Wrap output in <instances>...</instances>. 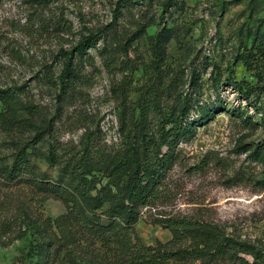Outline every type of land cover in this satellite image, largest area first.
Listing matches in <instances>:
<instances>
[{
	"label": "rangeland",
	"instance_id": "rangeland-1",
	"mask_svg": "<svg viewBox=\"0 0 264 264\" xmlns=\"http://www.w3.org/2000/svg\"><path fill=\"white\" fill-rule=\"evenodd\" d=\"M163 1L0 0V89L21 88L22 100L46 113L63 147L93 132L118 150L141 98L159 106L151 112L154 123L188 102L195 132L179 145L181 161L136 232L147 246L165 244L171 233L154 219L193 216L254 247V255H245L250 262H264V164L250 156L264 151V0H176L165 12ZM90 37L96 46L75 53L63 85L67 53ZM207 111L214 117L201 122ZM20 138L0 130L2 158L14 159L12 143ZM37 147L46 152L48 143ZM31 160L59 177V165L36 154ZM41 199L22 182L0 181L1 219L17 223L0 239V264H35L34 237L22 238L20 220L65 213L61 201ZM65 254L54 251L51 264H63Z\"/></svg>",
	"mask_w": 264,
	"mask_h": 264
},
{
	"label": "trees",
	"instance_id": "trees-1",
	"mask_svg": "<svg viewBox=\"0 0 264 264\" xmlns=\"http://www.w3.org/2000/svg\"><path fill=\"white\" fill-rule=\"evenodd\" d=\"M175 1L164 0L163 11ZM162 37L159 33L155 38L159 58ZM96 40L90 37L85 46L81 43L75 52L67 53L60 75L63 85L70 82L66 78L73 74L75 53H86L96 46ZM21 94L19 87L0 89V130L25 136L12 143V161L2 158L0 152V181L3 185L22 182L42 195V203L53 197L65 207V213L55 219H31L25 214L20 220L22 238L34 237L35 264H51L54 251L62 250H66L63 264H93L94 258L104 264H264L257 257L253 262L246 259L245 255H254V247L237 241L222 226L197 217L154 219L171 233L165 244L147 246L136 232L144 211L159 201L167 174L181 161L179 145L195 132V123L189 122L192 106L188 102L154 123L151 112L159 106L141 98L133 128L125 133L122 147L111 150L93 132L85 133L77 145H59L46 113L24 102ZM213 117L207 111L200 121ZM46 142L48 150L43 152L37 146ZM34 154L52 166L59 165V177L51 179L38 171L31 160ZM250 156L264 164V151L256 149ZM16 226L2 221L0 215V239ZM72 249H79L80 255Z\"/></svg>",
	"mask_w": 264,
	"mask_h": 264
}]
</instances>
